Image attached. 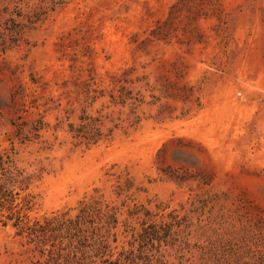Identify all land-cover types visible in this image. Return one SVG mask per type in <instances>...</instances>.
I'll return each instance as SVG.
<instances>
[{"label":"rangeland","instance_id":"374dc122","mask_svg":"<svg viewBox=\"0 0 264 264\" xmlns=\"http://www.w3.org/2000/svg\"><path fill=\"white\" fill-rule=\"evenodd\" d=\"M131 102L143 122L124 133ZM84 115L113 138L75 147ZM12 145L34 174L32 217L109 197L127 172L140 202L177 210L175 244L129 264H264V0H0V150ZM58 259L0 223V264Z\"/></svg>","mask_w":264,"mask_h":264},{"label":"trees","instance_id":"16d2710c","mask_svg":"<svg viewBox=\"0 0 264 264\" xmlns=\"http://www.w3.org/2000/svg\"><path fill=\"white\" fill-rule=\"evenodd\" d=\"M7 48L4 47L5 50ZM118 92L112 95V103L117 104L119 99V102L126 106L132 99V90L121 86ZM131 103V113L126 117L121 113L119 117L123 125H116V128L122 125L124 133L138 129L143 122V118L136 111V103ZM99 120L100 118L84 115L79 124H72L75 147H90L101 140L113 138L115 128L104 134L97 124ZM18 155L20 151L14 145L0 150V223L4 227L15 229L16 234L28 238L29 243L39 242L44 253L57 254L62 264H100L102 259L112 252L113 242H118L120 235L124 236L122 250L111 264H129L136 261L130 253L138 246H155L163 242L167 245L175 244V240L168 239L173 235L172 230L182 224L177 210L164 213L166 209L159 204H156L157 209L154 210L151 205L155 201L150 198H147V203L140 202L138 196L148 191L143 185H138L129 172L111 174L114 183L109 197L102 188L97 187L93 194L80 200L76 208L53 212L50 216L32 217L30 212L35 206L36 194L30 192V187L34 174L19 164ZM191 204L194 206L196 202ZM74 210L76 213H73ZM182 210L185 211L183 205ZM188 211L190 209L185 213L188 214ZM75 237L78 238L77 243L73 240ZM68 238L70 241L67 247L70 252L65 254L64 244ZM89 238L94 242L91 251L87 250ZM48 242H52V248L46 247ZM58 242L60 245L56 250L53 247H56ZM91 252L92 254H88ZM78 253L82 254V259L76 258Z\"/></svg>","mask_w":264,"mask_h":264}]
</instances>
